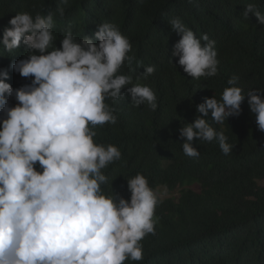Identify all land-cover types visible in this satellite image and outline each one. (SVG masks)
Here are the masks:
<instances>
[{"label": "clouds", "instance_id": "obj_1", "mask_svg": "<svg viewBox=\"0 0 264 264\" xmlns=\"http://www.w3.org/2000/svg\"><path fill=\"white\" fill-rule=\"evenodd\" d=\"M70 6L69 0H61ZM61 17L65 7H58ZM254 15L264 25V14L254 3L246 5L243 16ZM3 34L4 49L12 52L21 44L27 58L12 65L14 71L32 78L20 89L4 82L0 72V264H125L141 261V241L155 234L158 192L143 174L128 179L130 202L118 194H106L102 186L108 177L102 172L120 160L117 146L95 142L97 126L116 124V103L131 95L133 106L147 105L155 111L154 91L132 75L118 74L125 61L135 60L130 39L118 26L104 23L95 40L84 36L77 41L69 26L54 46V16L20 12L9 21ZM181 36L173 56L188 76L212 77L218 71L215 41L207 34L199 39L179 18L170 22ZM202 41L204 43H202ZM51 49V50H50ZM39 53V54H36ZM149 66L144 78L154 74ZM228 81L220 100L205 98L197 106V117L180 129L183 152L198 157L195 140H216L225 155L232 151L223 131L208 123L222 124L241 113L248 98L258 128L264 132V92L243 94ZM128 85H133L128 87ZM7 97H15V107ZM39 164L40 170H37Z\"/></svg>", "mask_w": 264, "mask_h": 264}, {"label": "trees", "instance_id": "obj_2", "mask_svg": "<svg viewBox=\"0 0 264 264\" xmlns=\"http://www.w3.org/2000/svg\"><path fill=\"white\" fill-rule=\"evenodd\" d=\"M254 3L264 14V0H0V72L13 89L30 85L12 65L26 59L29 49L21 44L8 52L3 34L9 21L20 12L54 16V46L62 48L65 30L71 26L77 41L93 38L104 23L118 26L130 39L135 60L125 61L118 74L132 75L133 84L149 86L157 108L147 103L131 104V95L116 103V124L97 126L95 142L117 146L121 159L102 172L108 182L102 186L130 202L128 179L143 174L160 198L155 210V234L142 241L143 259L125 264H264V132L258 128L248 98L238 116L222 124L208 123L223 131L232 146L225 155L216 140L193 142L200 153L189 157L183 152L180 129L193 123L197 106L205 98L220 100L228 81L243 94L264 92V25L254 15L243 16L246 5ZM58 7H65L63 17ZM179 18L197 38L207 34L218 53L217 75L192 78L173 56L181 36L170 21ZM202 43H204L202 41ZM51 50V49H50ZM39 54V53H36ZM149 66L154 74L144 78ZM133 85H128L131 87ZM15 107V97H7ZM6 118L0 113V120ZM37 170H40L37 164ZM199 187V190L195 189ZM160 188L170 197L162 198Z\"/></svg>", "mask_w": 264, "mask_h": 264}, {"label": "rangeland", "instance_id": "obj_3", "mask_svg": "<svg viewBox=\"0 0 264 264\" xmlns=\"http://www.w3.org/2000/svg\"><path fill=\"white\" fill-rule=\"evenodd\" d=\"M261 185L264 186V181L261 182ZM195 189L199 190V187H195ZM159 193L162 196V198L170 197V195L168 194L165 188H160Z\"/></svg>", "mask_w": 264, "mask_h": 264}]
</instances>
